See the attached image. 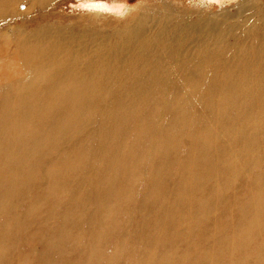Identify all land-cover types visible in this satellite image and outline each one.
<instances>
[{
    "label": "bare ground",
    "instance_id": "obj_1",
    "mask_svg": "<svg viewBox=\"0 0 264 264\" xmlns=\"http://www.w3.org/2000/svg\"><path fill=\"white\" fill-rule=\"evenodd\" d=\"M127 31L98 58L0 48V264L23 233L41 264H264L261 30L195 62Z\"/></svg>",
    "mask_w": 264,
    "mask_h": 264
},
{
    "label": "rangeland",
    "instance_id": "obj_2",
    "mask_svg": "<svg viewBox=\"0 0 264 264\" xmlns=\"http://www.w3.org/2000/svg\"><path fill=\"white\" fill-rule=\"evenodd\" d=\"M18 2L0 3V34L6 37H0V48L6 49L4 58L11 56L15 48L14 37L24 40L29 34L54 39L52 44L67 55L92 54L98 58L97 49L110 47L127 30H143L144 36H155L157 42L167 45L166 54H182L194 62L216 54L222 59L240 54L246 46L241 42L247 40L250 28L260 29L264 42V0H24L19 8ZM85 4L97 7H82ZM170 36L172 40L165 42ZM257 48L263 49L260 44ZM175 57L172 64L179 55ZM21 79L24 75L11 81ZM122 90L123 84L116 83L113 94ZM104 97V105L116 98L112 94ZM90 129L91 125L85 126L82 135ZM62 202L66 204L65 200ZM49 222L52 226L55 219ZM34 235L28 237L23 233L11 256L23 264H41L46 254L45 239Z\"/></svg>",
    "mask_w": 264,
    "mask_h": 264
},
{
    "label": "snow or ice",
    "instance_id": "obj_3",
    "mask_svg": "<svg viewBox=\"0 0 264 264\" xmlns=\"http://www.w3.org/2000/svg\"><path fill=\"white\" fill-rule=\"evenodd\" d=\"M82 7H84V8H95V7H97V5L85 4V5H82Z\"/></svg>",
    "mask_w": 264,
    "mask_h": 264
}]
</instances>
